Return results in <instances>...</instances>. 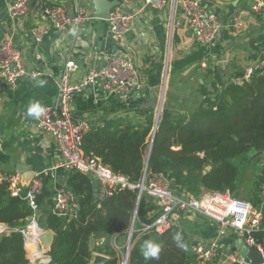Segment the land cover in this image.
<instances>
[{
  "label": "crops",
  "instance_id": "crops-1",
  "mask_svg": "<svg viewBox=\"0 0 264 264\" xmlns=\"http://www.w3.org/2000/svg\"><path fill=\"white\" fill-rule=\"evenodd\" d=\"M12 1L0 0V44L12 42L21 51L25 68L36 72L37 77L20 80L15 90L6 89L0 79V173L18 175L25 187L35 175L49 176L50 181L42 192L40 212H51L53 194L65 188L68 172L57 168L56 144L35 129V118L27 115V108L35 102L48 107L55 101L54 82L68 61L76 64L70 74L71 82L85 81L112 55L127 54L134 61L143 81L139 92L120 99L103 93L99 87H84L74 96L75 117L102 126L115 119L143 124L148 116L155 114L153 109L146 108L154 99L162 100L169 114L189 117L204 99L202 87L206 90L211 87L212 91L217 88L215 73L223 81L235 74L244 78L264 57V11L253 8L264 0H200L204 8L216 15L219 24L211 44L200 43L191 36L187 20L178 8L172 17L171 0H163L159 9L144 8L145 0H134L137 13L134 30L117 42L108 37L106 20L93 18L95 0H28V12L18 20H11L6 13ZM47 4L62 6L68 17L77 16L82 7L87 19L63 33L53 31L40 16L41 8ZM102 4L107 5L105 0ZM35 29L42 34L40 41L32 35ZM40 80L46 81L43 87L38 84ZM253 155L256 153L249 159ZM252 159L249 161L259 170L254 171L252 165L254 190L244 201L259 206L264 154ZM236 196L239 197L238 191ZM262 212L260 232L264 249V207ZM152 217L150 211L143 220L150 221ZM174 218L178 227L186 231L190 255L194 244H216L233 256L231 250L237 238L232 234L219 237L212 222L192 213H177ZM103 243L104 238L90 240L88 264H102L107 260L100 252ZM222 261L220 258L217 264H223ZM41 264H50V260ZM192 264H197L195 258Z\"/></svg>",
  "mask_w": 264,
  "mask_h": 264
},
{
  "label": "trees",
  "instance_id": "trees-1",
  "mask_svg": "<svg viewBox=\"0 0 264 264\" xmlns=\"http://www.w3.org/2000/svg\"><path fill=\"white\" fill-rule=\"evenodd\" d=\"M214 76V100L202 87L204 99L189 117L168 114L156 122L152 114L143 124L115 119L102 126L92 125L82 140L83 153L99 159L131 183H137L147 169L162 173L173 187L193 197L203 191L237 195L238 164L248 162L251 154H264V68L255 70L242 83L235 82L243 78L238 74L227 81L216 73ZM208 166L211 169L205 172ZM42 180L45 190L50 177L42 176ZM92 181L87 175L67 173L65 190L77 207L74 218L41 212L39 228L53 234L47 253L50 264H88L92 238H104L100 252L107 260L102 264H124L126 251V264H192L194 257L188 252L186 231L178 226L161 236L132 235L126 250L136 195L123 190L99 200L93 196ZM42 200L41 193L36 199L38 210ZM152 210L153 205L142 200L137 211L139 220L147 222L143 217ZM32 215L23 194L12 197L7 183H1L0 225L6 226L7 232L0 237V264H29L19 231L28 225ZM176 232L183 236L184 250L176 247L172 239ZM256 238L262 245L261 232ZM149 239L162 246L159 260L145 261L140 252L142 243Z\"/></svg>",
  "mask_w": 264,
  "mask_h": 264
},
{
  "label": "built area",
  "instance_id": "built-area-1",
  "mask_svg": "<svg viewBox=\"0 0 264 264\" xmlns=\"http://www.w3.org/2000/svg\"><path fill=\"white\" fill-rule=\"evenodd\" d=\"M163 4V0H145L144 8L159 9ZM121 5H124L128 12L124 11ZM177 8L186 18L187 28L194 39L203 44L213 43L219 30L217 17L213 12L204 8L200 0H171L172 17ZM253 8L256 11H264V2H257ZM27 12L28 0H13L6 9L11 20H18L24 17ZM40 16L53 31L61 33L69 28L77 27L87 19L82 7L79 8L77 16L71 20L65 9L57 4L45 5L40 10ZM136 16L134 0H118V5L111 9L106 20L108 37L117 42L131 34L134 30ZM32 35L36 41H40L42 38V34L36 29L32 30ZM261 68H264V57L255 68L248 71L244 78L236 79L235 82L247 81L255 70ZM75 69L76 64L73 61L70 60L65 64L63 72L54 82L55 101L45 107L46 112L43 116L34 119V127L39 133L50 137L56 144L59 153L58 169L87 175L98 182L97 198L99 200L111 197L114 193L123 190L134 193L136 203L139 204L145 200V196L152 199L153 217L150 221L136 220L137 213L133 214V225L136 221L138 225L132 227L130 235L127 234L126 250L131 245L132 235L137 238L145 233L161 236L178 226L174 215L192 213L212 222L219 237L223 238L227 234H232L237 239H242L248 247L264 257V249L256 238L260 232L263 218L264 182L259 187V206H254L228 193L205 192L200 197H193L185 191L173 187L162 173L145 169L140 180L137 183H131L126 177L113 173L99 159L92 155H85L82 151V140L92 125L85 119L75 117L72 102L76 93L96 79L100 91L120 99H126L130 94L141 90L143 81L134 61L127 54L112 55L85 81L71 82L70 74ZM26 77L35 78L37 73L25 68L22 53L12 42L1 43L0 79L3 86L8 90H15L19 81ZM159 115L160 111L155 112L156 117ZM1 142L0 138V147ZM42 181V175H35L25 187L21 184L18 175L0 173V184L7 183L12 197H21L23 194V199L28 203L33 215L38 210L36 199L43 191ZM76 209L73 197L64 187L54 192L52 214L72 219L76 216ZM19 232L24 241L29 264H41L50 260L42 246H40L41 248L38 246L40 235L46 232L34 222H28V225ZM227 251L219 249L216 244L208 246L194 244L191 246V253L197 264H217L220 258H223V264H245L238 255L231 252L233 254L231 256Z\"/></svg>",
  "mask_w": 264,
  "mask_h": 264
},
{
  "label": "water",
  "instance_id": "water-1",
  "mask_svg": "<svg viewBox=\"0 0 264 264\" xmlns=\"http://www.w3.org/2000/svg\"><path fill=\"white\" fill-rule=\"evenodd\" d=\"M103 0H95V14L93 16V18L96 19H102V20H107L109 17V13L111 11V9L118 5V0H112V1H106L107 5L105 4V6H103L102 4ZM121 8L124 11L128 12V9L124 6L121 5ZM71 20H73L75 18L74 15H72L71 17H69ZM88 88H93V87H99L97 80L93 79L91 83H88L87 86ZM207 91L212 93L210 98L213 101L215 95L213 94V91L211 89V87L207 88ZM149 107L151 109H153L155 112L160 111V115L159 117H156V122H159L160 119H164L168 116V111L163 108V104H162V100L159 99H154L150 102V104L146 105V108ZM174 115V113L172 114ZM157 116V115H156ZM150 153H148V157H149ZM258 156H260V153H256V155L253 157L252 160L256 159ZM147 166V165H146ZM211 168L208 166L205 168V172L209 171ZM65 181V179H64ZM64 185V184H63ZM92 188H93V196L94 198H97V194H98V182L93 180L92 183ZM235 197L237 198V196L235 195ZM145 201L147 202H152V199L149 196H145L144 197ZM138 206L139 203H136L135 206V210H134V214L137 213L138 211ZM77 208V207H76ZM41 217V212L40 210H37L34 215L28 217L27 221L28 222H34L36 225H38V221ZM131 229H132V223H131V227L129 230V235L131 234ZM7 232L6 228L0 227V237L2 235H4ZM128 235V236H129ZM130 237V236H129ZM128 237V240H129ZM39 243L41 244L42 248L44 249L45 252L48 253L50 246L52 244L53 241V234L51 232H46L40 235L39 239H38ZM232 253L237 254L238 257L243 260V262L245 264H263L264 263V257L262 256V254H260L259 252L255 251L254 249L248 247L242 239H236L234 241L232 250ZM127 256H128V251H126L125 254V262L127 261ZM101 261H103V259H101Z\"/></svg>",
  "mask_w": 264,
  "mask_h": 264
},
{
  "label": "clouds",
  "instance_id": "clouds-1",
  "mask_svg": "<svg viewBox=\"0 0 264 264\" xmlns=\"http://www.w3.org/2000/svg\"><path fill=\"white\" fill-rule=\"evenodd\" d=\"M73 35H75V30L73 29ZM39 86L43 87L46 84V81L40 80L38 81ZM46 112L45 107L40 105L38 102L31 103L27 108V115L31 118H40ZM172 239L176 245L181 250L185 249V244L183 242V236L180 232H176L173 234ZM162 251L161 244L155 242L154 240H145L140 248V252L145 261L150 260H159L160 253Z\"/></svg>",
  "mask_w": 264,
  "mask_h": 264
},
{
  "label": "rangeland",
  "instance_id": "rangeland-1",
  "mask_svg": "<svg viewBox=\"0 0 264 264\" xmlns=\"http://www.w3.org/2000/svg\"><path fill=\"white\" fill-rule=\"evenodd\" d=\"M253 157H254V155L249 160H251ZM252 165H253L254 171L259 170L258 166L254 162L248 161V162H244L242 164H238L239 178H238V184L237 185H238V193H239L238 198L240 200H245L244 198H248L249 195H251L253 193L254 180H253V175L250 174V170L252 169ZM255 165H256V168H255ZM244 178H246V179H244ZM245 180H246V182H245ZM241 181L243 183H241ZM202 194H204V193L201 192L196 197H200ZM232 196H235V195H232ZM137 219H139L138 216L136 217V220ZM137 225H138L137 221L134 223V225H133V221H132V227L133 226L136 227ZM0 227H3V226H0ZM4 228H7V227L4 226ZM125 241H126V239H125ZM121 244H122V242L119 241L118 245L120 246Z\"/></svg>",
  "mask_w": 264,
  "mask_h": 264
},
{
  "label": "bare ground",
  "instance_id": "bare-ground-1",
  "mask_svg": "<svg viewBox=\"0 0 264 264\" xmlns=\"http://www.w3.org/2000/svg\"><path fill=\"white\" fill-rule=\"evenodd\" d=\"M124 264H126L125 260H124Z\"/></svg>",
  "mask_w": 264,
  "mask_h": 264
}]
</instances>
